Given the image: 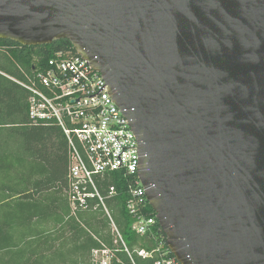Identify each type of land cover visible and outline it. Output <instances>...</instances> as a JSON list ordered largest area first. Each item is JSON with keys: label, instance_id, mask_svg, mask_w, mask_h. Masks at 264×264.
Instances as JSON below:
<instances>
[{"label": "water", "instance_id": "water-1", "mask_svg": "<svg viewBox=\"0 0 264 264\" xmlns=\"http://www.w3.org/2000/svg\"><path fill=\"white\" fill-rule=\"evenodd\" d=\"M0 39H67L128 110L181 264H264V0H0Z\"/></svg>", "mask_w": 264, "mask_h": 264}, {"label": "built area", "instance_id": "built-area-1", "mask_svg": "<svg viewBox=\"0 0 264 264\" xmlns=\"http://www.w3.org/2000/svg\"><path fill=\"white\" fill-rule=\"evenodd\" d=\"M29 93L28 117L32 124L56 125L66 138L65 192L70 216L100 211L108 240L91 233L98 245L90 264H181L167 247L165 235L155 230L156 217L146 214L145 189L137 175L139 141L130 126L128 111L113 100L99 72L78 54L58 52L44 68L17 82ZM113 171L135 175L128 188L126 210L130 230L152 240L149 247L129 246L107 204L118 191L103 187Z\"/></svg>", "mask_w": 264, "mask_h": 264}, {"label": "trees", "instance_id": "trees-1", "mask_svg": "<svg viewBox=\"0 0 264 264\" xmlns=\"http://www.w3.org/2000/svg\"><path fill=\"white\" fill-rule=\"evenodd\" d=\"M58 52L77 55L67 39L39 46H23L9 39H0V264H45V254L36 252L34 247H27L34 241L31 235L33 218L53 211L62 214L70 212L69 208L62 209L64 203L56 199L45 197L49 199L46 204L41 200L44 193L48 196L52 192L60 193L65 184L66 138L56 125L31 123L28 117L29 93L17 83L26 81L27 77L42 70ZM134 179L135 175L113 171L104 181L103 187L114 185L118 191L107 203L118 213L115 220L128 245L149 247L152 240L130 230L131 217L126 210V201L128 188ZM37 195L40 197L37 198ZM145 212L155 216L149 203ZM81 213L101 215L100 211H82L78 213L79 219ZM62 220L63 215L59 218V221ZM101 223L103 230L107 224L103 220ZM65 224L71 229L73 238L76 241L80 239L79 243L75 242L74 249H70L76 256L75 264H90L91 250L98 243L88 233L86 227L89 224H80L76 218L66 220ZM155 230L164 236L158 222ZM93 232L99 234L96 230ZM98 236L103 240L109 239L106 234ZM66 252L58 254L61 261L67 258Z\"/></svg>", "mask_w": 264, "mask_h": 264}, {"label": "crops", "instance_id": "crops-1", "mask_svg": "<svg viewBox=\"0 0 264 264\" xmlns=\"http://www.w3.org/2000/svg\"><path fill=\"white\" fill-rule=\"evenodd\" d=\"M64 171L66 173V155H65V165H64ZM65 184L62 185V189L60 193H53L52 195H49L44 193L41 200L44 204L49 203V199H56L59 202H63L64 205L62 209L66 210L69 208L67 196L65 192ZM37 198L40 196L37 195ZM49 199H44V198ZM54 203V202H53ZM61 208H59L60 210ZM61 209V210H62ZM63 215V220L59 221L60 216ZM74 217L70 216L69 212L66 214H62L61 212H48L46 214H40L38 217L33 218V225H32V233L31 235L34 236V241L29 243L27 247H34L36 252L45 254L43 261H45V264H75L76 262V256L74 253L70 252V249H74L75 242L79 243V240L76 241V239L73 238V233L69 227L66 226L65 221L72 219ZM80 224L87 222L89 225H87V230L90 231L93 230L98 231L101 235H108L107 233V227H105L103 230L101 221L103 220L105 222V219L101 215L95 216V214L92 213H81V218L76 219ZM90 227V228H89ZM90 229V230H89ZM91 232V231H90ZM88 232L90 235L91 233ZM17 233V232H16ZM94 233V232H93ZM96 234L98 236L99 234ZM93 237V236H92ZM99 237V236H98ZM109 237V236H108ZM21 245V244H20ZM25 245V244H23ZM22 245V246H23ZM67 251V252H66ZM61 252L67 253V258L65 261H61L60 256L58 255ZM71 254V255H70Z\"/></svg>", "mask_w": 264, "mask_h": 264}, {"label": "rangeland", "instance_id": "rangeland-1", "mask_svg": "<svg viewBox=\"0 0 264 264\" xmlns=\"http://www.w3.org/2000/svg\"><path fill=\"white\" fill-rule=\"evenodd\" d=\"M109 208V210L111 211V215L113 216L114 219H116L118 217V213L113 211L110 206L108 205V203L106 204ZM116 221V220H115Z\"/></svg>", "mask_w": 264, "mask_h": 264}]
</instances>
